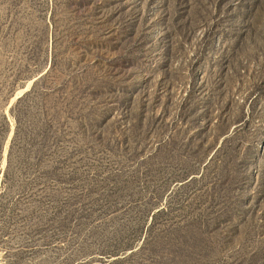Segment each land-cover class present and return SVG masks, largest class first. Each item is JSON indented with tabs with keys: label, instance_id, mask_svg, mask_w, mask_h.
Instances as JSON below:
<instances>
[{
	"label": "rangeland",
	"instance_id": "1",
	"mask_svg": "<svg viewBox=\"0 0 264 264\" xmlns=\"http://www.w3.org/2000/svg\"><path fill=\"white\" fill-rule=\"evenodd\" d=\"M0 264H264V0H0Z\"/></svg>",
	"mask_w": 264,
	"mask_h": 264
}]
</instances>
